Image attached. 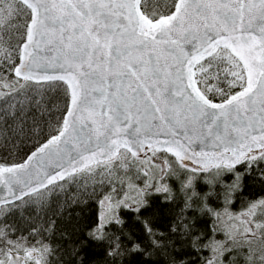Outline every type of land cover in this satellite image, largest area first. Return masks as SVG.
<instances>
[{"label":"snow or ice","instance_id":"snow-or-ice-1","mask_svg":"<svg viewBox=\"0 0 264 264\" xmlns=\"http://www.w3.org/2000/svg\"><path fill=\"white\" fill-rule=\"evenodd\" d=\"M0 87V264H264V195L230 211L264 190V0H3ZM146 142L159 174L82 225L72 186Z\"/></svg>","mask_w":264,"mask_h":264},{"label":"trees","instance_id":"trees-1","mask_svg":"<svg viewBox=\"0 0 264 264\" xmlns=\"http://www.w3.org/2000/svg\"><path fill=\"white\" fill-rule=\"evenodd\" d=\"M0 3H3V0H0ZM7 6V5H5ZM13 82L15 81L14 74L12 76ZM3 87H0V91H3ZM126 150L122 149L121 152H125ZM163 158H167L171 162H175V157H172L170 153H163ZM144 155L132 157L130 153L127 154L126 161H113L115 165L118 167L112 170V183H109L107 179L103 185L98 183V179H102L104 177L96 178V179H86L81 181V183L75 184L72 186V189L68 192V198L74 193H78V191L83 187L84 184H87L89 191L91 192L92 188L95 187V195L91 197V201L86 209L83 210V219L82 225L84 223L91 224L95 221L96 216L98 213H101V204L100 201L103 200L104 196L109 192H112L113 196L119 193L120 197H123L127 194L130 190L134 189L135 187H142L145 184V181L151 183L154 176L158 175L157 170L154 169H147L144 163ZM3 159V156H0V160ZM20 157L11 156L8 158L9 162L13 160H19ZM156 159L161 160V157H156ZM103 167V165H101ZM147 173V175H145ZM116 189V192L112 190ZM264 195V190H262L261 186L254 182L249 181L248 187L246 189V194L244 197L238 199L236 203L231 206L230 211L232 213H238L243 211L246 206V201L250 199H256L260 196ZM65 196L63 193L60 194L58 200L53 201V208L49 211V217L53 216V213L56 212L55 205L59 204L63 206V201ZM80 209L75 210V214L79 215ZM24 216H27L28 213H23ZM9 223H16L20 226V229L23 230L26 225L20 219L19 215L12 216L8 218ZM166 221H159L158 226L160 228L166 227ZM60 227L58 226L57 230L54 233H46L47 239L53 243V247H58L65 244V240L62 239V233L60 231ZM133 230L137 233V235H142L141 229L138 226L133 225ZM20 232H17V235H20ZM258 234V233H257ZM23 235L28 236V232H23ZM42 237L37 236L35 239L31 240V243H35L36 240L41 239ZM47 242V241H46ZM23 255V253H20ZM63 255V260L60 259V256ZM56 264H65L68 260V256L64 253L63 248H61V252L58 253L56 256L52 258Z\"/></svg>","mask_w":264,"mask_h":264},{"label":"rangeland","instance_id":"rangeland-1","mask_svg":"<svg viewBox=\"0 0 264 264\" xmlns=\"http://www.w3.org/2000/svg\"><path fill=\"white\" fill-rule=\"evenodd\" d=\"M3 88H5V89H3V91H0V93L8 91V88H6V87H3ZM142 155H144L143 160H144V163H145L147 169H151L153 171L155 169V170H157V173L159 174V171H160L159 167H154L153 165H159L161 163V160H158V159H156V157H153L152 152L149 151L148 149ZM138 188L139 187H135L134 189L130 190L127 194H125L123 197H125V196L135 197L137 195V189ZM103 211H104V206L101 204V213ZM238 213H240V212H238Z\"/></svg>","mask_w":264,"mask_h":264},{"label":"water","instance_id":"water-1","mask_svg":"<svg viewBox=\"0 0 264 264\" xmlns=\"http://www.w3.org/2000/svg\"><path fill=\"white\" fill-rule=\"evenodd\" d=\"M196 147H197V150H199V145L197 144L196 145ZM123 149V148H122ZM121 149V150H122ZM148 148H147V142L145 143V145H144V147L139 151V153H138V155L137 156H141L146 150H147ZM125 150V149H124ZM187 163H190L191 164V161H187ZM19 255H21L20 253H19Z\"/></svg>","mask_w":264,"mask_h":264}]
</instances>
